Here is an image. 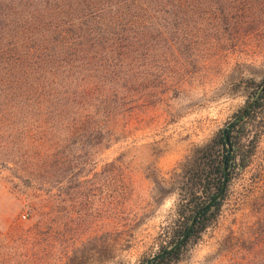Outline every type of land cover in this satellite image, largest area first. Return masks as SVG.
I'll use <instances>...</instances> for the list:
<instances>
[{
	"label": "rangeland",
	"instance_id": "obj_1",
	"mask_svg": "<svg viewBox=\"0 0 264 264\" xmlns=\"http://www.w3.org/2000/svg\"><path fill=\"white\" fill-rule=\"evenodd\" d=\"M147 15L133 19L146 35L131 62L116 63L130 73L109 100L123 112L109 144L56 164L49 184L0 165V264H138L172 245L200 149L244 106L247 80L264 79V0H200ZM247 138L249 166L170 264H264V119Z\"/></svg>",
	"mask_w": 264,
	"mask_h": 264
},
{
	"label": "trees",
	"instance_id": "obj_2",
	"mask_svg": "<svg viewBox=\"0 0 264 264\" xmlns=\"http://www.w3.org/2000/svg\"><path fill=\"white\" fill-rule=\"evenodd\" d=\"M199 2L0 0V165L30 185L42 180L49 184L56 164L108 145L123 116L122 107L109 100L118 98L119 83L130 73L121 75L124 70L116 69V63H130L136 39L146 35L133 19L146 18L150 9ZM127 17L131 20L124 25ZM263 81L247 80L248 100L258 94ZM263 116L264 87L228 131L230 151L221 132L200 149L176 206L169 244L186 232L194 215L219 191L224 166L228 182L249 166L255 148L247 138L250 125ZM226 196L225 188L221 199L197 217L184 243L150 264H170L215 220ZM258 213L260 222L263 212ZM263 234L264 229L259 232Z\"/></svg>",
	"mask_w": 264,
	"mask_h": 264
},
{
	"label": "water",
	"instance_id": "obj_3",
	"mask_svg": "<svg viewBox=\"0 0 264 264\" xmlns=\"http://www.w3.org/2000/svg\"><path fill=\"white\" fill-rule=\"evenodd\" d=\"M263 87H264V81H263V84H262L261 89L258 92V94L256 96L250 98L244 104V106L223 127L221 133H222V136L224 137L226 146L228 147L229 151H230V146H229L228 131L235 125V123L239 119H241L244 116L246 110L251 106V104H253L255 102V100L258 98V96L262 92ZM228 177H229V171H228L227 167L224 166V168H223V180H222L221 188L219 189V191L204 205L203 208H201L194 215V217L192 218V220L190 221V223L188 225V228L186 229V232L175 243H173L170 247L166 248L165 250L158 252L157 254H155L152 257H150L149 259H147V264H150L152 261L159 259L163 256H168V255L172 254L174 251H176L184 243V241L187 239L188 235L190 234L191 230L193 229L194 224H195V220L197 219V217L207 207L213 205L214 203H216L217 201H219L221 199V197L224 193V190L226 188L227 182H228Z\"/></svg>",
	"mask_w": 264,
	"mask_h": 264
},
{
	"label": "built area",
	"instance_id": "obj_4",
	"mask_svg": "<svg viewBox=\"0 0 264 264\" xmlns=\"http://www.w3.org/2000/svg\"><path fill=\"white\" fill-rule=\"evenodd\" d=\"M22 218H25V215H22Z\"/></svg>",
	"mask_w": 264,
	"mask_h": 264
}]
</instances>
